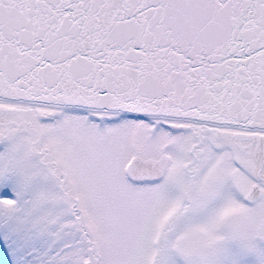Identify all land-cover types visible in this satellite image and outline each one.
<instances>
[{
	"label": "snow or ice",
	"instance_id": "snow-or-ice-1",
	"mask_svg": "<svg viewBox=\"0 0 264 264\" xmlns=\"http://www.w3.org/2000/svg\"><path fill=\"white\" fill-rule=\"evenodd\" d=\"M0 264H264V0H0Z\"/></svg>",
	"mask_w": 264,
	"mask_h": 264
}]
</instances>
